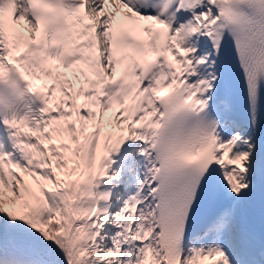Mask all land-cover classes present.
Listing matches in <instances>:
<instances>
[{
  "label": "snow or ice",
  "instance_id": "1",
  "mask_svg": "<svg viewBox=\"0 0 264 264\" xmlns=\"http://www.w3.org/2000/svg\"><path fill=\"white\" fill-rule=\"evenodd\" d=\"M0 264H264V0H0Z\"/></svg>",
  "mask_w": 264,
  "mask_h": 264
}]
</instances>
